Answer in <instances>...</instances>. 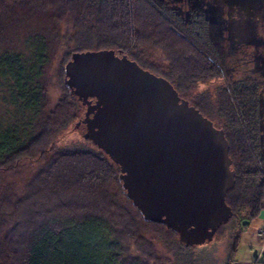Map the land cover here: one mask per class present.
Listing matches in <instances>:
<instances>
[{"label":"trees","instance_id":"trees-1","mask_svg":"<svg viewBox=\"0 0 264 264\" xmlns=\"http://www.w3.org/2000/svg\"><path fill=\"white\" fill-rule=\"evenodd\" d=\"M13 12L43 15L46 25L34 62L20 52L0 55L4 100L27 119L11 125L0 119V264H171L165 253L193 249L172 228L144 218L126 194L120 165L91 139L100 151L61 148L56 141L86 107L66 84L74 53L113 49L170 81L189 101L198 83L226 71L209 22L159 0H0V22ZM59 41L68 50L60 68L64 93L47 111L46 73ZM216 91V107L206 98L189 102L229 143L235 183L226 202L233 216L216 235L236 232L232 264L244 222L264 211L261 93L256 81ZM26 160L37 166L26 179L7 182Z\"/></svg>","mask_w":264,"mask_h":264},{"label":"water","instance_id":"water-1","mask_svg":"<svg viewBox=\"0 0 264 264\" xmlns=\"http://www.w3.org/2000/svg\"><path fill=\"white\" fill-rule=\"evenodd\" d=\"M66 84L87 107L78 122L84 137L120 165L126 194L144 218L172 228L187 246L212 242L233 216L224 130L170 81L113 49L74 53Z\"/></svg>","mask_w":264,"mask_h":264},{"label":"rangeland","instance_id":"rangeland-1","mask_svg":"<svg viewBox=\"0 0 264 264\" xmlns=\"http://www.w3.org/2000/svg\"><path fill=\"white\" fill-rule=\"evenodd\" d=\"M161 2H169L174 7H181L182 3L189 2L190 9L201 13L200 18L207 19L211 27V36L215 44L221 45L216 48L218 58L224 56L227 58V49L223 48V44L228 46L229 52L232 54L230 63L225 62L226 69L241 67L242 70L236 71L232 75L233 78L240 77L247 67L250 66L249 60L256 53L264 54V0H159ZM43 15H33L29 13L13 12L9 16V20H1L0 22V55H13L16 53H24L25 58H31L34 62L33 56L36 50L41 46V38L45 33L46 19ZM53 23V22H52ZM65 32L64 30H62ZM224 45V46H225ZM16 52V53H15ZM68 50L65 43L59 41L54 53L51 56L50 63L47 68V111L56 106L60 98L63 96V88L60 82V68L64 61ZM234 52V53H232ZM4 57H0V60ZM238 59V61H234ZM244 69V70H243ZM248 78L251 75L247 73ZM230 78L215 79L209 82L198 83L188 95L189 101L196 102L201 98L212 100L213 106H218V88L224 86L229 82ZM4 79L0 73V119L8 125L14 123H24L25 117L23 113L12 107L11 104L5 102L7 96L5 88L2 87ZM205 85L203 91L199 88ZM216 102V105L214 104ZM261 105H264L262 102ZM83 117L86 112V107L83 108ZM44 115V114H43ZM263 123L261 129V154L264 156V110H261ZM38 122V121H37ZM44 122V118L41 121ZM39 126L36 125L35 129ZM86 133V125L78 122L71 123L68 128L62 132L56 141V145L61 148H92L100 149L91 141L86 140L84 134ZM22 169H19V175L7 178V182L22 181L26 179L28 170H33L37 166L36 163H31L29 160L20 163ZM242 234L239 236V246L241 242H253L255 234L261 227L258 219L251 222L245 221ZM244 222V223H245ZM246 227V228H245ZM235 231L230 232L226 229L222 236L216 235L212 242L204 245L194 246L193 249L185 251H177L173 254H168L167 257L171 260V264H228V257L230 253V246L234 241ZM260 245V244H259ZM158 248L164 253L160 245ZM254 254V253H253ZM236 254L233 256L235 261Z\"/></svg>","mask_w":264,"mask_h":264},{"label":"flooded vegetation","instance_id":"flooded-vegetation-1","mask_svg":"<svg viewBox=\"0 0 264 264\" xmlns=\"http://www.w3.org/2000/svg\"><path fill=\"white\" fill-rule=\"evenodd\" d=\"M190 5L191 4L186 1V2L182 3V6L180 7V10L182 12H184L185 15L188 16V17L191 16V15H194L195 18H199V16L201 15V13L196 12V11H193L192 9H190ZM205 20H207V19L205 18ZM209 27H210V23H209ZM210 31H211V27H210ZM211 39H212V36H211ZM213 42H214V40H213ZM214 44H215V42H214ZM224 45L225 44L222 45L223 48L228 50L226 52V54H228L229 56L226 58V62H228V64H229L230 63V60H231L230 57L232 56V54L229 52L228 46H226V45L224 46ZM215 47L217 49L218 48L221 49V45H219V44H215ZM232 53H234V52H232ZM234 61L236 62V61H238V59H235ZM249 64H250V66L247 67L246 70L243 69L244 71L242 72L241 75H239L240 77L233 78L232 75L236 71L239 74V72L242 71V70H239L238 71V69H241V67H239V68H233L232 70H230V69L228 70L225 67L226 71H225L224 76L223 77H220L218 79L230 78L231 80L229 82H227L225 85L230 84V83L231 84H236V83L241 82V81L242 82L243 81H245V82H253V81H256L257 84L259 85V90H260V93H261V104H262V102L264 103V54L256 53L252 57V59L249 60ZM248 72L251 74V75H249V78H248V75H247ZM187 102L189 103V105H191L189 101H187ZM191 106H193V105H191ZM86 109H87V107H86ZM262 109L264 110V105H261V110Z\"/></svg>","mask_w":264,"mask_h":264},{"label":"crops","instance_id":"crops-1","mask_svg":"<svg viewBox=\"0 0 264 264\" xmlns=\"http://www.w3.org/2000/svg\"><path fill=\"white\" fill-rule=\"evenodd\" d=\"M258 220L261 227L255 234L253 242H241L236 253L237 258L232 264H264V257H259L261 244L257 238V234L260 231H264V211L261 213Z\"/></svg>","mask_w":264,"mask_h":264},{"label":"built area","instance_id":"built-area-1","mask_svg":"<svg viewBox=\"0 0 264 264\" xmlns=\"http://www.w3.org/2000/svg\"><path fill=\"white\" fill-rule=\"evenodd\" d=\"M257 238L259 240V243L261 244L260 250H259V257H264V231H260L257 234Z\"/></svg>","mask_w":264,"mask_h":264},{"label":"clouds","instance_id":"clouds-1","mask_svg":"<svg viewBox=\"0 0 264 264\" xmlns=\"http://www.w3.org/2000/svg\"><path fill=\"white\" fill-rule=\"evenodd\" d=\"M204 88H205V85H202V86L199 88V90H200V91H203Z\"/></svg>","mask_w":264,"mask_h":264}]
</instances>
